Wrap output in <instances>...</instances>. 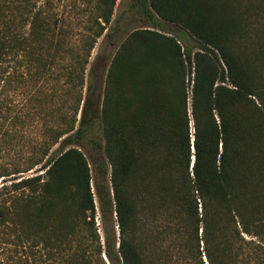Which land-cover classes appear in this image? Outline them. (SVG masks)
Masks as SVG:
<instances>
[{"label": "trees", "instance_id": "obj_1", "mask_svg": "<svg viewBox=\"0 0 264 264\" xmlns=\"http://www.w3.org/2000/svg\"><path fill=\"white\" fill-rule=\"evenodd\" d=\"M116 1L78 4L93 9L74 34L72 0H0V147L13 97L75 91L43 173L0 186V264H264V0H133L147 24L111 29ZM158 64L173 88L123 94Z\"/></svg>", "mask_w": 264, "mask_h": 264}, {"label": "rangeland", "instance_id": "obj_2", "mask_svg": "<svg viewBox=\"0 0 264 264\" xmlns=\"http://www.w3.org/2000/svg\"><path fill=\"white\" fill-rule=\"evenodd\" d=\"M98 3V0H72V26L74 28V34H79L82 25L89 19L90 12H92L91 10L93 9V5H89L83 13V10L78 7V4ZM133 3V0L116 1L111 19V29L116 26V21L119 23V26L123 27L128 24L131 29L143 27L147 24L145 20L139 18V14L137 12L129 11ZM244 5L245 4H242L243 9ZM160 22L154 26L149 25V28L174 39L179 45L182 54L188 51H190L191 54H194L199 51L197 41L186 30L170 23L163 21ZM102 43L103 37L98 39L94 49L91 51L89 59L90 62L102 48ZM192 80L193 74L189 79L188 71L185 72L184 83L188 87V91L192 85ZM158 85H161L166 89L173 88L174 86L173 71L161 64L154 66L152 70H143L138 76H136L134 82L129 84V87H125L126 85L124 86L123 94H127L126 96L138 100L139 98H144L143 96H145L143 89L146 90L147 93L148 91L150 92V89H153ZM53 87L56 89L57 93L56 96L50 100L48 94L51 92ZM62 90L65 92L68 88L61 87L59 89V86H54L49 81L46 84L41 82L36 87L29 90L30 92H34V94L39 92L36 98H32L31 96L27 97L23 92L20 99L18 97L12 98L10 108L11 112L5 126L7 131L5 142H7V144H2L0 147V176L5 175L0 177V186L3 184L8 186L10 184L17 183L22 179L30 178L43 173L40 167L45 160L36 165L35 163L40 162L43 151L46 148H50V131H53L56 126L61 123L62 120L60 115L62 112H67L71 104L73 108L75 107V91L72 89L71 97V94L63 95ZM80 91L81 90L78 88V92ZM82 92L85 93V88ZM77 147L87 159L90 169L91 185H93L96 177L93 167L95 153L88 144ZM56 148L57 145L50 148L48 155L53 153ZM95 228L97 234L99 235L100 244L102 248H104V236L98 214L95 218ZM101 258L104 261V264H109L104 253H102ZM97 264L103 263L97 259Z\"/></svg>", "mask_w": 264, "mask_h": 264}]
</instances>
